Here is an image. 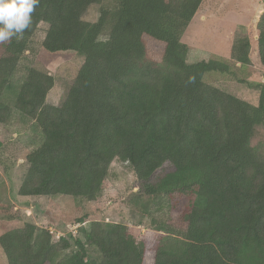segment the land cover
Returning a JSON list of instances; mask_svg holds the SVG:
<instances>
[{"label": "trees", "instance_id": "obj_1", "mask_svg": "<svg viewBox=\"0 0 264 264\" xmlns=\"http://www.w3.org/2000/svg\"><path fill=\"white\" fill-rule=\"evenodd\" d=\"M201 3L40 0L23 38L0 44V97L40 24L44 51L83 57L58 105L46 103L54 85L49 73L29 68L20 84L14 104L42 140L25 156L19 195L96 200L111 162L119 160L136 176L135 204L143 217L152 206L163 209L175 193L195 196L173 222L150 216L159 231L153 241L103 221L79 228L80 237L53 240L48 229L19 224L18 213L0 204L7 264H264V154L250 145L256 127L264 128V81L246 83L257 92L254 105L204 79L207 72L236 78L233 68L250 63L246 36L233 39V63L187 61L180 37ZM92 5H99L97 19H83ZM257 30L264 66V13ZM9 113L0 100V123ZM165 163L172 170L151 182ZM142 196L151 203H139ZM72 245L74 252L63 255Z\"/></svg>", "mask_w": 264, "mask_h": 264}, {"label": "rangeland", "instance_id": "obj_2", "mask_svg": "<svg viewBox=\"0 0 264 264\" xmlns=\"http://www.w3.org/2000/svg\"><path fill=\"white\" fill-rule=\"evenodd\" d=\"M99 5H92L83 15V19L95 21ZM264 13V0H202V3L180 40L187 47V61L196 62L209 58L221 59L233 63L230 48L237 35L246 36L250 41L247 66L234 67L236 78H230L218 72H207L204 79L210 85L223 89L251 104H257V92L246 83L264 81V66L261 64L256 47L257 22ZM45 25L40 24L30 49L24 53L0 100L10 108L7 122L0 123V204H7L9 209L18 213V222L33 223L39 229H48L53 240L58 236L71 235L80 237L79 228L88 229L92 221L121 223L131 227L136 240L153 241L159 231L151 223L152 216L158 221L173 222L178 211L190 205L194 195L175 193L172 199L163 201L164 208L150 209V216L143 217L136 203V176L127 164L113 160L101 195L96 200H86L68 195L61 196H22L18 189L25 175L26 154L35 149L42 140V135L35 122L15 106V98L20 84L29 68L43 70L54 78V85L49 90L46 103L58 105L72 84L83 57L76 53L51 54L41 47ZM250 145L264 154V128L258 126L250 138ZM172 170L165 163L150 177L156 182L159 174ZM147 196L139 200L144 202ZM145 216V215H144ZM82 219L84 222L78 223ZM142 224H138L139 220ZM73 245L63 255L74 252ZM92 258H99L97 251L88 247ZM0 264H7L0 248Z\"/></svg>", "mask_w": 264, "mask_h": 264}, {"label": "clouds", "instance_id": "obj_3", "mask_svg": "<svg viewBox=\"0 0 264 264\" xmlns=\"http://www.w3.org/2000/svg\"><path fill=\"white\" fill-rule=\"evenodd\" d=\"M40 0H0V44L23 38Z\"/></svg>", "mask_w": 264, "mask_h": 264}]
</instances>
